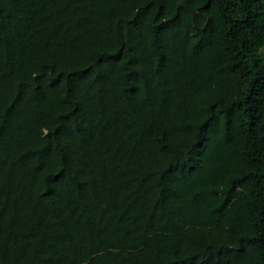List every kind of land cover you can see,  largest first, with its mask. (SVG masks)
<instances>
[{
    "label": "trees",
    "instance_id": "16d2710c",
    "mask_svg": "<svg viewBox=\"0 0 264 264\" xmlns=\"http://www.w3.org/2000/svg\"><path fill=\"white\" fill-rule=\"evenodd\" d=\"M0 264H264V0H0Z\"/></svg>",
    "mask_w": 264,
    "mask_h": 264
}]
</instances>
